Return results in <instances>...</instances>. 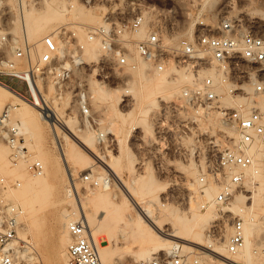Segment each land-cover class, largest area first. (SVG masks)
Masks as SVG:
<instances>
[{
	"label": "built area",
	"instance_id": "built-area-1",
	"mask_svg": "<svg viewBox=\"0 0 264 264\" xmlns=\"http://www.w3.org/2000/svg\"><path fill=\"white\" fill-rule=\"evenodd\" d=\"M172 13L169 9L153 7L130 18L108 14L96 27L80 26L86 41L99 45V58L91 63L77 62L85 43L77 40L76 31L61 30L64 41L72 47L63 48L62 52L54 37L45 35L41 39L43 51L39 62H34L30 58V46L13 41L6 24H2L0 45L8 46L10 55L5 56L0 50V74L22 81L27 99L41 111H44L45 100L44 89L40 86L54 81L59 94H64L71 86L73 106L79 110L80 119L95 124L88 79L106 84L123 82L120 74L134 66L138 59L151 64L154 72L160 73L167 68L184 71L191 77V83L182 89L181 101L170 102L162 108V123L157 130L159 150L169 155L176 151V140L190 137L189 120L174 117L178 109L219 115L237 134L233 142L220 151L216 162L209 164L207 175L220 184L215 196L217 205H228L236 192L248 196L244 171L254 163L253 148H263L264 169V34L248 18L227 15L215 24L195 20L193 31L179 36ZM19 60L26 61L25 68L19 67ZM75 68L92 69V72L87 79L76 82ZM226 98L231 101L225 102ZM123 99L122 103H127L128 96ZM10 114L8 107L0 115V141L10 146V160L15 163L28 159V155L18 122H11ZM28 169L41 175L43 164L39 160L29 161ZM205 178H201L203 185L207 183ZM84 179L90 181L92 177L85 174ZM18 184L19 181L11 184L1 179L0 190ZM21 212V207L15 204L0 205V264H37L28 263L19 256V250L25 245L18 239L16 230ZM229 214L231 232L223 253L203 246L189 252L178 244L170 254L135 264H208V258L232 261L244 245V221L239 214L224 213L226 217ZM67 228L71 237L67 247L69 264H119L102 262L90 228L82 217L70 221ZM207 233L212 240L218 238L216 223Z\"/></svg>",
	"mask_w": 264,
	"mask_h": 264
},
{
	"label": "rangeland",
	"instance_id": "rangeland-1",
	"mask_svg": "<svg viewBox=\"0 0 264 264\" xmlns=\"http://www.w3.org/2000/svg\"><path fill=\"white\" fill-rule=\"evenodd\" d=\"M2 1L4 0H0V26L6 24L12 40L19 42L21 45L28 44L31 49L33 47L32 43L25 41L24 38L22 27L23 9L21 8L20 1L12 0L9 6L4 5V3L2 4ZM45 1L46 0H27L28 6H26L25 9L28 8L29 12L37 14L41 12L43 14L47 13ZM51 1H54V6L58 8L63 0ZM231 1L233 0H76V3L82 6V11L84 13L98 16L102 22L104 17L108 14L130 18L147 8L160 7L169 9L173 11L172 14H174L176 27L180 31L178 33L179 36L186 34L185 31L188 30V27H192L191 30L193 31L195 20H204L208 24H215L221 17L227 15L245 16V18H248V20L253 23L259 32L264 34V19H262L264 15V0H234V6L230 4ZM103 8H105L106 11H103ZM260 17L262 18L260 19ZM98 25L100 24L93 20L86 19L84 16L67 14L63 20L52 25L49 30H51L50 32L53 33L56 38L61 40L62 35L60 34L62 29L76 31L77 40L84 41L85 43L84 53L86 47L91 48L96 45L99 49V45L98 42L86 41L87 39L84 31L80 26L96 27ZM14 36H18L15 37L18 38V40H15ZM59 46L60 48H71L65 43ZM0 50L5 56L10 55L8 46L4 47L0 45ZM83 53L77 59L78 63L95 62L100 55L98 51L95 58L85 59ZM32 61L36 62L34 58ZM18 64L20 68H25L27 65L25 60H19ZM149 66L150 68L147 70V75L150 77V74L151 78L154 79L156 72L151 71V64H149ZM1 69L0 63V70ZM91 72L92 69L83 71L79 70V68H75V81L79 82L80 80L87 79V76ZM120 75L123 82H113L110 84H106L94 78L88 79V95L92 102V112L95 117V124L91 122L89 125H91L96 131V134H98L97 144L103 152V157L97 158L90 150L83 148L84 150L82 151L85 153L84 156L86 159L85 165L81 164L80 167V162L77 163L75 161L65 163L55 145L50 126L44 122L42 119L43 113L40 111L38 112V110H34L33 116H31L30 119L29 126L32 134H23L22 144H25L27 148V157L30 159L31 156H34V159L41 161L44 166V173L47 172V159L53 163H58V161L61 163V167L59 166L55 171L56 177L51 184V195L43 213L40 232L37 234L33 229H30L28 233V238L35 245L39 255V259L36 260L37 264H69L67 247L71 238L70 236H66L65 233L68 229L67 225L63 224V220L70 214L72 208L66 198V188L70 186L67 176V166L76 173L75 181L80 186L79 197L85 202L89 213L96 212L95 210H97L98 215L103 208L101 206L95 207L93 203H91V193L88 188H96L97 185L94 183L96 178L90 173V169L98 176L108 178L109 182L105 183L106 189L104 190L107 199L115 195L114 192H111L115 187L141 184L142 180L140 177H145L150 171L155 182V191L160 190L162 197L161 202L171 207H177L179 212L180 210L187 211L186 208L189 206V203L195 200L199 188L206 187L210 184H216L213 178L207 175L208 166L212 162H216L220 151L232 143V139L236 137V134H229V132L223 128L226 127L224 126L225 124H223V127L221 126L222 124H217L216 122H220L221 120L215 113H204L202 116L201 113H197L196 110L178 109L174 113V117L179 119L186 118L189 120L188 127L190 130V137L183 141L176 140L174 142L176 151L169 155L163 154L162 151L159 150L160 145L157 141V130L162 123V108L170 102H177V100L181 101L180 95L182 90L176 87H164L159 89L146 80L143 81V90L139 85L131 88L129 82L132 78L135 79V75L131 74L127 68ZM144 77L145 76H141L140 78L145 79ZM0 81L4 84H9L10 87L12 85L13 89L28 95L22 81L1 74ZM42 88L46 91L44 92L45 94L50 91L55 96L57 95V97H69V104L65 107V113H67L69 117L75 119V122L72 123L74 126L86 127L85 121H82L79 117V110L73 106L74 93L69 91L71 86L64 94H59L57 85L54 81H47ZM91 88H101L105 94H114L117 92L125 94L124 96H128V101L127 103H122V101H124L123 96L116 107L107 101L105 95L100 101L96 100L93 97ZM154 98H157L159 103L152 107L150 101ZM8 104H13L18 108L22 107V104L14 101L13 97L0 93V105L3 106L0 108V114ZM12 119L14 122H21V117L14 111L12 113ZM65 129L70 133L67 125H65ZM220 134L221 138L219 137ZM0 145L7 146V153L0 159V180L5 179L11 184L15 181H19L18 186L10 187L5 191L0 190L1 205L11 201V199H9L11 198L9 192H13L18 196L19 191L24 188L25 183L21 178V174L24 172L23 167L27 169L26 166H28L30 160L27 161V163L24 161L11 163L10 146H8L5 141H0ZM179 148H181V152H179ZM186 151L187 153L185 154ZM29 172L34 174L31 171ZM85 174H90L92 180H85ZM135 174L141 176H135ZM244 175H246V179L250 181V183H245V186L251 197L252 189L255 188L254 181L257 178H252L250 172L249 174L245 172ZM203 177L207 179L205 185L201 182V178ZM171 187L172 189L175 188L171 190ZM107 190H110V192ZM195 191L197 192L195 193ZM199 194L201 195V192ZM13 202L22 209L19 216V224L22 225L23 223L28 225L30 221L29 216H32L34 210L24 209L19 200ZM245 203H247L248 206L254 204L255 210H258V203L253 202L251 198H246L244 202L238 205L243 206ZM218 207L220 206L218 205ZM98 209H100V211ZM205 210V208H201L202 212H205ZM221 212H233V214H238L235 211L229 210V208ZM155 214L160 216V220L164 223L167 222L168 217L162 208L156 207ZM229 218L230 214L225 217L228 221L227 223H229ZM227 223L225 222V224ZM164 227L168 228L169 226L164 225ZM209 229L206 230V233ZM19 240L23 241L21 238ZM123 244L122 240H116L115 238L111 239V245L115 249H121ZM179 244L182 245V243ZM197 246H208V244L203 243ZM139 248L140 245L135 244L133 245V252H116L115 255L120 258L123 264H135L136 262H133L131 258L136 255V251L139 250ZM55 249L64 251L63 255L59 256L60 259L56 257ZM163 254H166V251L158 252L157 256H162Z\"/></svg>",
	"mask_w": 264,
	"mask_h": 264
},
{
	"label": "bare ground",
	"instance_id": "bare-ground-1",
	"mask_svg": "<svg viewBox=\"0 0 264 264\" xmlns=\"http://www.w3.org/2000/svg\"><path fill=\"white\" fill-rule=\"evenodd\" d=\"M19 1L21 8L23 9L22 27L24 31V38L25 41L32 43L33 47L30 49V58L31 60L34 58L36 62H39L43 51L41 39L45 34L52 35L56 40L60 51H63V48H60L59 45H64V43L66 44L64 38L62 37V40L56 38V36L53 35L49 29H51V26L55 25V23H59L60 20H63L67 14H72L74 16L81 15L86 17V19L95 21L96 23H102L98 16L84 13L82 11V6L76 3V0H63L58 8L54 6V1L46 0L45 8L47 13L44 14L42 12L38 14L29 12L28 8L25 9L26 6H28L27 0ZM11 2L12 0H4L1 3L9 6L11 5ZM230 4L234 6L235 1H231ZM102 10L106 11L105 8ZM261 18L262 17H260V19ZM262 19H264V15ZM191 28L192 27H188V30L185 32L190 33L192 31ZM15 37L18 36H14V39L18 40V38ZM98 51L99 49L96 45L91 48L86 47L83 57L85 59L95 58ZM130 61H132V59H130ZM149 68V64L141 59H138L134 66L127 67V70L131 74L135 75V79L132 78V80H130L129 86L133 88L134 86L139 85L143 90V81L146 80L150 82L151 85L159 89L164 87H176L177 89L180 88L179 90H182L185 86H188L191 83V77L187 73L182 70L172 68H167L165 71L160 73L156 72L155 78L152 79L150 74V77L147 75V70H149ZM141 76H145V79L140 78ZM91 91L93 92V97L96 100L100 101V99H102L105 95L107 101L116 107L125 95L118 92L114 94H105L101 88H91ZM44 92L46 91L44 90ZM0 93L7 94L13 97L14 101L22 104L21 108H18L13 104H8L3 109L4 111L8 107L10 108L11 122H14L12 119L13 111L21 117V122H17L22 134H32L29 123L34 110H38V112L40 111L43 113L42 119L50 126L55 145L65 163L75 161L77 163L80 162V167L81 164L85 165L86 159L84 156L85 153L82 151L84 150L83 148L90 150L97 158L103 157V152L97 144L98 134H96V131L91 127V125H89V122H85L86 127L84 128L81 126H74L72 123L75 122V119L69 117L68 114L65 113V107L69 104V97H57V95L55 96L50 91L47 94L44 93L45 107L44 111H41L33 102L27 99L28 97L26 94L13 89L9 86V84H4L1 81ZM230 101L231 100L229 98L225 99V102ZM157 103H159L157 98L150 101L152 107ZM1 107L3 106L0 105V108ZM201 115L203 116L202 113ZM216 123L220 125L222 124L221 126L223 127L224 122L222 120L220 122L217 121ZM65 125L68 126L70 133L66 131ZM223 128L229 132V134H237L231 127L226 126ZM219 137L221 138V135ZM6 153L7 146L0 145V159L3 158ZM251 153L254 155V163L251 167L244 171V174L245 172H247V174L250 172L252 178H257V181H254L255 188L252 189L251 197L250 194L247 196L246 194L236 192L233 194L234 201L233 197L231 199L233 202L231 201L224 207H218L215 201V196L220 189V184L218 181L213 179L218 186L216 184H210L206 187L199 188L198 190L201 192V195L198 190V193L195 191V200L189 203V206L186 208L187 211L180 210V212L177 207H171L161 202L162 197L160 190L155 191V182L150 171L147 175H145V177L135 174V176H141V184L138 183V185L115 187L111 190V192H114L115 195L112 198L107 199L104 194V190L106 189L105 183L109 182L108 178H102L90 169V173L96 178L94 183L97 185L96 188H88L91 193V203H93L95 207L101 206L103 209L99 215L97 210H95L96 212L89 213L85 202L79 197L80 186L75 181L76 173L67 166V176L70 186H67L66 188V198L72 208L70 210V214L63 220V224L68 226L70 221H73L78 217H82L90 228V232L96 242L102 262L110 263L111 261H115L119 264H123L115 253L133 252V245L135 244H139L140 248L136 251V255L131 258L133 262L158 257L157 253L161 251H166V254L163 255L170 254L173 247L179 243H182L183 249L189 252H191L197 245L205 243L208 244V246L203 247H211L210 250L217 253H223L225 251V245L229 239L231 228L229 223H227L228 221L225 219L226 216L221 211L229 208V210L237 212L244 221V245L234 256L232 261L208 258L206 259L207 263L264 264L263 148H253ZM29 160L32 161L36 159H34V156H31L30 159H20L18 161H24L27 163ZM46 162L47 172L44 173L43 166V173L41 175L31 174L28 166L26 167L29 171L23 167L24 172L21 174V178L25 183L24 188L19 191L18 196H16L13 192H9L11 197L9 198L11 199L9 203L15 204L13 201L19 200L21 201L24 209L34 210L32 216H29L30 221L28 225L23 223L22 225L19 224L20 219L18 217V227L16 229L19 239H23L25 244L23 248L19 250V256L28 263H36V260L39 259L35 245L28 238V233L30 229H33V231L37 234L40 232L43 213L51 195V184L56 177L55 171L61 164L60 161H58V163H53L48 159ZM117 177L119 178L118 175ZM246 177L247 176L244 175L245 183H250ZM172 187L171 190L175 188L174 187L172 189ZM107 191L110 192V190ZM246 198H251L253 202L258 203V210H255L254 204L250 206H248L247 203L243 206L238 205L239 203L244 202ZM156 207L162 208L165 211L166 216L168 217L167 222L164 223L160 220V216L155 214ZM201 208H205V212H202ZM98 210L100 211V209ZM225 222L227 224H225ZM214 223H216L219 230L218 238L216 240H212L211 237L208 236V233H206V230ZM164 225L169 227L165 228ZM65 234L68 237L70 236L69 231H66ZM112 238L122 240L124 243L123 247L121 249H115L112 247ZM63 253L64 251L55 249V255L57 258L62 256Z\"/></svg>",
	"mask_w": 264,
	"mask_h": 264
},
{
	"label": "crops",
	"instance_id": "crops-1",
	"mask_svg": "<svg viewBox=\"0 0 264 264\" xmlns=\"http://www.w3.org/2000/svg\"><path fill=\"white\" fill-rule=\"evenodd\" d=\"M11 87H12V85H11Z\"/></svg>",
	"mask_w": 264,
	"mask_h": 264
}]
</instances>
